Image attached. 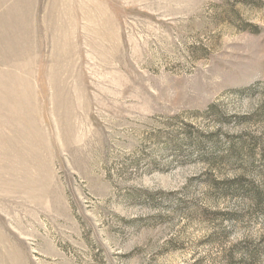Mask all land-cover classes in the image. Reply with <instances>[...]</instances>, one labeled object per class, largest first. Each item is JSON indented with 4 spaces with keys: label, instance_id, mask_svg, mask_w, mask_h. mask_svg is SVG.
Wrapping results in <instances>:
<instances>
[{
    "label": "rangeland",
    "instance_id": "obj_1",
    "mask_svg": "<svg viewBox=\"0 0 264 264\" xmlns=\"http://www.w3.org/2000/svg\"><path fill=\"white\" fill-rule=\"evenodd\" d=\"M0 264H264V0H0Z\"/></svg>",
    "mask_w": 264,
    "mask_h": 264
}]
</instances>
